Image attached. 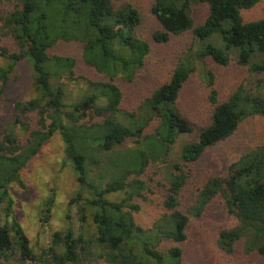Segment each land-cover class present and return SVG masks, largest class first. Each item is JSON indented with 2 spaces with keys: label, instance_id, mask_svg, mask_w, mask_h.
I'll use <instances>...</instances> for the list:
<instances>
[{
  "label": "trees",
  "instance_id": "obj_1",
  "mask_svg": "<svg viewBox=\"0 0 264 264\" xmlns=\"http://www.w3.org/2000/svg\"><path fill=\"white\" fill-rule=\"evenodd\" d=\"M17 1L14 11L0 16L1 34L12 36L20 47L19 52L10 54L6 48L0 50L11 60L9 65L0 66V98L15 64L30 58L34 85L40 95L17 102V107L23 112L37 111L41 127L31 131L27 144L19 141L14 130H8L0 140V212L4 213L3 218L0 216V258L21 264H85L100 260L109 264H183L184 252L177 243L187 239L190 221L189 215L178 208L179 195L188 178L184 164L199 160L211 146L232 136L246 117L264 116V88L252 91L241 85L228 100L220 102L215 73L206 64L211 59L219 65H229L228 50L235 48L238 64L248 67L251 74L264 73V17L244 22L241 16L243 9L261 0H154L151 11L161 26L153 34L155 41L165 42L171 35L192 30L195 37L203 39L220 33L225 47L210 43L196 56L191 47L170 80L143 102L138 113L122 110L123 91L115 83L118 76L132 80L151 49L149 42L137 35L141 15L134 5L118 6L123 0ZM198 3L207 4L209 13L204 23L196 26L192 5ZM227 20L230 24L224 27ZM61 40L83 43L85 62L109 80L78 77L74 57L50 56L48 50ZM184 58L186 62H182ZM200 63L210 87L209 99L215 105L212 122L196 141L183 146V164L171 162L168 158L177 139L194 130L180 112L178 100L185 82ZM63 73L74 81L85 80L88 88L99 93L68 102L63 86L52 83ZM105 114L103 121H94ZM155 119L160 121L155 131L145 133ZM56 132L65 142L66 162L73 164L81 183V191L70 203L84 200L81 226L88 211L94 234L76 235L72 228L55 231L50 245L38 254L15 217L11 186L18 183L26 187L22 170ZM129 139L136 144L126 146ZM152 163H166L164 168L169 169L165 206L171 212L146 229L135 220L134 213L141 209L135 199L144 198L148 186L142 175ZM93 164L101 168L103 181L91 178ZM85 189L89 196L84 197ZM114 194L122 195L121 199L109 197ZM218 194L225 198L229 212L239 222L220 232L219 247L232 253L244 238L246 253L264 256V147L232 162L226 177L210 178L188 213L199 217ZM53 201L51 196L45 212L51 211ZM168 241L176 244L161 248ZM138 246L148 256L146 260L137 252Z\"/></svg>",
  "mask_w": 264,
  "mask_h": 264
},
{
  "label": "rangeland",
  "instance_id": "obj_2",
  "mask_svg": "<svg viewBox=\"0 0 264 264\" xmlns=\"http://www.w3.org/2000/svg\"><path fill=\"white\" fill-rule=\"evenodd\" d=\"M154 0H123L118 6L128 3L134 5L140 12L141 23L137 28V35L150 44V52L146 56L144 64L137 69L132 80L122 76L115 79L122 91L123 100L121 108L129 113H138L143 102L165 82H168L175 67L183 56L193 47L196 56L207 44L214 43L225 47L222 35L214 34L208 38L195 37L192 30L179 35H171L165 42H157L153 34L161 26L151 11ZM17 0H0V16H5L14 11L18 5ZM209 13V7L205 3L192 5V16L195 24L204 23ZM241 16L244 22L259 20L264 17V0L259 1L250 9H243ZM230 24V20L224 22V27ZM0 22V50L7 49V53L19 52L17 41L10 35L1 34ZM67 28V27H66ZM84 45L80 41H59L48 50L50 56H71L76 59V76H83L94 81H108V77L100 73L94 66L85 62L83 57ZM231 57L229 65H219L208 59L207 67L215 73V87L219 93L220 102H224L241 86L252 89L264 88V73L251 74L248 67L238 64V51L235 48L228 50ZM197 53V54H196ZM185 58H188L187 56ZM185 58L182 62H186ZM30 58H23L15 64L10 73L7 87L0 98V140L8 130H14L22 144H27L32 130L40 128V115L37 111L23 112L17 107V102H26L40 95V91L34 85L33 68ZM11 60L0 53V66H7ZM201 64L185 82L178 100L180 112L189 120L194 130L192 133L182 134L174 144L170 157L171 162L183 164L181 150L189 142L196 141L200 133L212 122V114L215 105L210 101V87L203 77ZM52 83L62 85L67 95V101L81 99L84 95L99 93L97 89L88 88L85 80H71L63 73L58 80L52 79ZM104 100V99H103ZM105 101V100H104ZM143 111V110H142ZM141 114V112H140ZM104 116L96 117L94 121L104 120ZM50 121V120H48ZM159 119L153 120L146 128L145 133H152L159 125ZM132 139L125 142L126 146H134ZM65 142L62 135L56 132L48 140L39 152L32 157L21 176L26 185L22 188L18 183L11 186V195L15 198V217L24 227L30 239L31 246L38 254L47 248L55 231H67L72 228L76 235L83 233L86 236L94 234V223L88 211L87 219L81 226V208L84 200L70 203L81 191V183L73 164L66 162ZM264 147V116L251 115L246 117L239 125L235 133L229 138L211 146L203 156L189 164H184L188 173L187 182L179 195L178 208L188 214L190 221L187 228L188 237L185 241L177 243L183 249V264H264V256L257 252L246 253L244 251V238L235 246V251L228 253L218 245L219 234L224 229H230L238 225V220L227 207L225 198L218 194L206 206L199 217L190 215L189 209L204 184L213 177H226L229 166L242 155ZM166 163L150 164L142 178L147 182L148 189L144 198L137 197L135 201L141 205L140 211L134 213L136 222L149 229L165 214L171 211L165 206L169 183L166 179L169 169L164 168ZM91 178L103 181V173L97 164H93ZM178 173V171H174ZM84 197L89 196L87 189ZM54 201L51 211L46 210L49 198ZM122 195H111L114 200H120ZM1 218L4 213L0 212ZM4 220V219H2ZM168 241L161 248L174 245ZM137 252L142 259L148 256L138 246ZM168 264V261L164 262ZM0 264H21L19 261H5L0 258ZM26 264H36L31 261ZM85 264H109L103 260Z\"/></svg>",
  "mask_w": 264,
  "mask_h": 264
}]
</instances>
